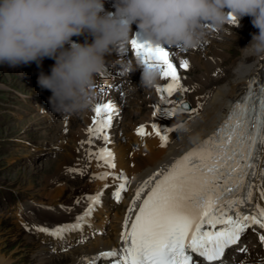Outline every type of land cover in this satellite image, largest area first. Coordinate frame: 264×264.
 <instances>
[{
  "label": "snow or ice",
  "instance_id": "1",
  "mask_svg": "<svg viewBox=\"0 0 264 264\" xmlns=\"http://www.w3.org/2000/svg\"><path fill=\"white\" fill-rule=\"evenodd\" d=\"M229 19L235 22V18ZM130 46L138 59L160 70L163 86L155 91L161 103L167 104L169 97L176 92L188 91L182 87L177 67L165 49L138 43L135 39L130 41ZM179 67L187 70L188 62L183 61ZM254 84L255 78L250 79L245 103L233 105L224 124L213 136L176 160L166 171L154 174L136 190L122 225L121 247L92 258H82V264H97L98 260H106L110 264H200V261L203 264H225L227 250L238 245L248 229L258 226L264 230V208L259 204L252 215H242L239 211L245 199H252L253 185L248 178L257 177L253 170L255 161L258 152L264 150L261 148L264 146V83L258 86V91H253ZM100 92L106 95L103 88ZM175 103L185 111H192L180 100ZM92 111V124L86 130L89 139L81 141V144L91 145L94 138H102L107 145L115 106L111 102H98ZM174 113L173 109L166 115ZM153 130L161 141L160 146L165 147L167 135L162 134L155 124ZM136 134L141 138L146 135L143 125ZM87 155L89 159L95 155L104 166L115 168L113 154L106 146L95 154L89 152ZM108 176L109 173H104L93 179L106 180ZM156 176L159 179L137 209L141 193ZM113 179L120 181L113 193L118 202L122 198L121 193L127 190V180L122 173ZM257 179L254 187L260 199L264 200V166ZM245 188L246 197L231 195L242 193ZM102 195L103 190L86 197L89 205L73 224L55 229L37 227L35 230L57 239H63L65 233L79 231L101 203ZM232 212L235 215L230 214ZM217 225L222 227L217 228ZM259 240L264 244V235H259ZM243 251L246 249H240Z\"/></svg>",
  "mask_w": 264,
  "mask_h": 264
},
{
  "label": "clouds",
  "instance_id": "2",
  "mask_svg": "<svg viewBox=\"0 0 264 264\" xmlns=\"http://www.w3.org/2000/svg\"><path fill=\"white\" fill-rule=\"evenodd\" d=\"M113 7L105 12L104 0H0V66L54 60L37 84L51 93V110L78 114L96 104L105 57L128 51L133 24L144 44L187 51L205 42L208 29L239 27L240 18L250 17L258 33L242 51L264 55V0H114ZM85 34L91 43L72 41ZM138 69L139 88L158 86L160 70L137 57L124 61L120 74L128 78Z\"/></svg>",
  "mask_w": 264,
  "mask_h": 264
},
{
  "label": "bare ground",
  "instance_id": "3",
  "mask_svg": "<svg viewBox=\"0 0 264 264\" xmlns=\"http://www.w3.org/2000/svg\"><path fill=\"white\" fill-rule=\"evenodd\" d=\"M257 33L258 31L254 34ZM251 39L252 36H249L248 44L241 47V58L240 60L236 61V63H234V67L230 70V80L220 82V80H218L217 78L213 79L211 77L209 79L207 76V83L211 82L213 84H217V86L215 87V89H213V92L211 93V99L207 102V105L203 112L197 113L188 122L182 125L184 131L179 134V137L171 138V144L169 147H167V149H146L144 150L146 152L144 156L139 155L138 157L135 156L134 158L130 159V161L133 162L132 165H129V161L121 157L122 155H120V153L116 149V152H111L113 155H117V158L114 159L115 168H108L103 165L102 161L97 160L96 157L93 158L95 155H93L92 158L89 159L87 155L88 153L83 151L80 154H76V148L74 149L75 152L72 151L71 148H69V150L65 152V154L54 163L52 170L49 172L48 175H45L43 177L39 184L35 185L29 182V178H27V185L32 190H36L33 194L45 193L44 199H47L52 204H56L60 201V199L57 198H59L63 194L64 188L56 190L54 186L50 185V182L55 181L56 183H58L62 181L64 182L65 186L71 187V185H76L78 182H80V180H82L79 177H87L89 175H94L93 177H95L104 173H109L108 179L106 180L95 179V185L93 190L97 193L103 190V194L108 195V193L106 192L111 191L110 193H114L117 189L118 184L120 183L119 180L113 179L114 176H119L122 173L126 179H129V181L135 184L144 176H146L152 168L159 166L163 162L169 161L170 156H175L181 151L185 150L189 145L200 139L203 135L208 133L216 126L217 121L224 114L226 108L228 107L230 100L236 97L238 92L243 90V87L245 85L244 81L246 80V78L254 71H256L257 62H259L256 58L257 55H254L249 51H242L250 44ZM263 62L264 60L261 61V64ZM72 142L74 143V140H72ZM87 151L92 152L93 150ZM130 184L131 183H127V190L121 193L122 207L113 205V202L110 201L106 203V200L101 198V203L96 206L95 211L92 213L91 217L88 218V223L84 224L79 231L65 233L63 238L70 245L74 236H76L79 232L87 230L92 231V233H88L89 235L83 238L82 241L86 242V239H90L91 235H93V241L89 242L87 245L81 246V249L80 246L74 250L70 249L71 251L67 254H64L61 259L59 257H56V259H54L55 255L50 256V254H48L45 249H42L38 256V263L82 264V258H92L97 256L101 252H107L113 248L119 249V247L121 246L120 235L122 230V215L126 216L127 210L130 206V202L132 201L135 195L133 190L134 186ZM105 185H107V187H105ZM36 187H38L39 189L37 190ZM72 187L76 188L74 186ZM73 188L71 190H73ZM246 195L247 191L245 192V190L240 194V196L242 197H246ZM144 198L145 197H142L140 198V200L137 201V209ZM56 199L58 201H56ZM257 200L258 197L257 195H255L254 203L256 205L258 204ZM64 202L68 204L70 202L69 198L65 199ZM248 204L249 203L247 199H245L244 203L239 206V211L242 215L253 214ZM88 205L89 203L84 201L79 207L75 208L73 213H61L57 209L53 210L52 212H45L47 210L45 208H51L45 207L44 201L40 199L36 206L28 207L27 209L31 210L34 214H37V217H35L37 223L43 224L44 226H48L50 224L71 225L76 221V217L84 213ZM106 205H108L109 207H107ZM108 209H111V211H109ZM110 212L111 214L113 212L115 214L113 218H111L112 224L108 227V223L105 221V219L108 217V214H110ZM230 214L235 215L234 212ZM134 217L135 210L132 213V218L134 219ZM111 219L109 218V220ZM70 221L73 223H71ZM106 226L107 228H109L107 236L103 234L106 229ZM96 230L97 236L96 234H94V231ZM28 237L31 238L30 236ZM46 239L47 237L43 236V240L46 241ZM54 240L60 239L54 238ZM60 256H62V254H60ZM0 264H6V262H4L0 258Z\"/></svg>",
  "mask_w": 264,
  "mask_h": 264
},
{
  "label": "rangeland",
  "instance_id": "4",
  "mask_svg": "<svg viewBox=\"0 0 264 264\" xmlns=\"http://www.w3.org/2000/svg\"><path fill=\"white\" fill-rule=\"evenodd\" d=\"M5 67L6 66H0V84L8 87H16L15 77L12 76V73L3 69ZM8 92L9 90L7 89H0V114L2 112V115H0V258L6 262V264H39L38 256L40 252H37V247L42 245V242L38 240L32 241L31 238L22 231L18 218L16 217L18 215L17 211L20 206L24 211V213L22 212L25 214L24 216H28L29 218L37 216V214H34L27 208L33 207L40 199L45 202V193L33 194L36 190H32L27 185V178H29V182L31 183L35 185L39 184L43 177L48 175L52 170L54 163L58 161L69 148L72 149V147L68 149L65 148L63 152L60 153V156L56 155L57 157L59 156L57 159L46 162L41 166H38L39 163L35 165L23 163L20 165L17 157L25 153L18 145L23 141L21 138L24 136V139L28 141H32L33 139L34 142L42 140V138L40 139L39 135H34L32 133V130L35 131V129L31 126V122L35 117L23 115L15 120V116L10 117L8 114H5L4 110L10 108V104L16 99L14 95L8 94ZM28 117L32 118L31 122H28ZM57 135V129H54L53 133L49 134L47 138L56 140ZM72 140H74V137ZM24 156L25 154L23 157ZM87 177L83 176L79 178L84 180ZM82 180L76 185H71V187H79L76 189H80V186L77 185H79ZM50 185L54 186L56 190L64 188L63 194L66 191L65 188L70 189L69 186H65L62 181L58 183L52 181ZM81 192H79L78 195H80ZM62 195L57 199H61ZM69 197L72 196L70 195ZM57 199L56 201H58ZM69 201L71 202L70 199ZM49 202L50 201L46 199L45 204ZM70 202L68 204H70ZM52 211L53 210H46V212ZM114 214L113 212L109 218H113ZM108 230L109 228L106 226V230L103 234L107 236ZM52 255L53 254H50V256ZM54 257V259H56L57 256ZM58 257L61 259L63 256Z\"/></svg>",
  "mask_w": 264,
  "mask_h": 264
}]
</instances>
